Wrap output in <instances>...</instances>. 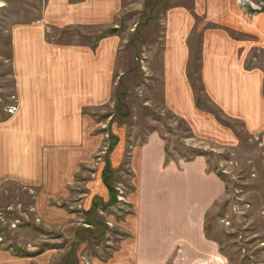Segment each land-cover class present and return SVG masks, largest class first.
Segmentation results:
<instances>
[{"label": "rangeland", "instance_id": "rangeland-1", "mask_svg": "<svg viewBox=\"0 0 264 264\" xmlns=\"http://www.w3.org/2000/svg\"><path fill=\"white\" fill-rule=\"evenodd\" d=\"M244 1H250L246 7L254 11L257 8L251 1L264 2ZM47 2L0 0V141L5 151L0 150V170L5 159L8 165L7 171H0V261L108 263L131 238L123 222L129 212L136 211L142 150L153 143V151L163 148L164 159L158 170L156 166L146 168L144 207L163 209L166 201L173 204V198L169 201L165 195H174L178 188L170 191L173 183L165 175L176 173L174 184L180 187L179 176L189 174V165H196L192 163L200 158L202 164L196 167L203 168L212 183L220 179L226 189L206 212L207 238L217 242L230 264H264V130L247 131L241 119L227 115L203 93L198 55L191 70L196 105L215 118L188 119L166 101L162 77L165 15L168 8L187 6L193 0H122L121 10L109 25L63 29L43 25L51 44L95 45L108 32L117 38L119 47L108 98L96 106L84 105L77 124L75 119L63 123L72 130L78 126L77 142L68 143L72 134L61 135L57 129L33 134L38 142L49 135L43 147L36 149V145L29 147L31 140L25 139L22 130L14 129L22 108L13 32L20 25L40 23ZM253 57L256 61L249 64L264 65V51H254ZM52 122L60 125L61 121ZM74 155L77 161L68 165L69 179L62 181L68 157ZM28 162L31 170L24 168ZM49 170L53 173L45 175ZM157 181L161 188L156 194ZM106 183L115 187L118 199L109 198ZM174 199L183 204L178 192Z\"/></svg>", "mask_w": 264, "mask_h": 264}, {"label": "crops", "instance_id": "crops-1", "mask_svg": "<svg viewBox=\"0 0 264 264\" xmlns=\"http://www.w3.org/2000/svg\"><path fill=\"white\" fill-rule=\"evenodd\" d=\"M249 2L193 0L187 6L168 8L162 77L166 101L184 117L215 118L203 113L196 105L191 70L198 55L203 93L227 115L241 119L247 131L259 133L264 130V65L249 64L251 60L256 61L254 51H264V9L261 10L264 2L251 1L256 11L246 7ZM121 8L122 0H48L40 23L20 25L14 30L13 60L22 108L14 129L22 130L25 139L31 140L29 147L42 148L44 139L49 137L43 136L38 142L33 134L53 133L57 129L58 134H72L68 143L77 142L78 126L72 130L63 127V123L75 119L77 124L84 105L96 106L108 98L114 69L112 63L119 47L117 38L108 32L103 33L95 45L51 44L47 42L42 26L48 24L63 29L87 27L88 24L109 25ZM53 119L61 121L60 125L50 124ZM206 132L215 133L210 128ZM150 146L146 145L142 150L136 211L129 212L123 222L131 238L122 243L123 248L115 252L108 263L100 264H167L170 261L174 264H230L227 256L221 254L217 242L207 238L205 233L206 212L225 193L224 183L220 179L212 183L203 168L196 167L202 164L198 158L192 163L196 165H189V174L179 176L182 179L178 187L174 184L177 174L168 166L175 174L165 175L173 183L170 191L178 188L176 192L183 204L176 203V192H173L174 195H165L169 201L173 198V204L166 201L163 209L159 205L144 207L142 191L147 179L146 168L156 166L158 170L164 159L162 147L160 151H153ZM6 149L11 156L10 146ZM0 150L5 154L1 141ZM70 157L64 166L62 181L69 179L68 165L77 161L75 155ZM55 159L60 160L59 157ZM2 165L0 171H7L6 159ZM25 167L32 169L29 162ZM52 173L49 170L45 175ZM160 177L158 172L156 178ZM103 179L106 182L107 178ZM106 188L110 199H118L115 187L107 184ZM154 188L156 194L160 192L159 181ZM0 264L31 262L9 258L1 260Z\"/></svg>", "mask_w": 264, "mask_h": 264}, {"label": "trees", "instance_id": "trees-1", "mask_svg": "<svg viewBox=\"0 0 264 264\" xmlns=\"http://www.w3.org/2000/svg\"><path fill=\"white\" fill-rule=\"evenodd\" d=\"M167 160H168V159H167ZM205 230H206V234L208 235V231H209L208 226L205 227Z\"/></svg>", "mask_w": 264, "mask_h": 264}]
</instances>
